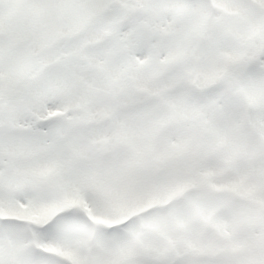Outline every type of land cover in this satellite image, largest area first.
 I'll use <instances>...</instances> for the list:
<instances>
[{"label":"snow or ice","instance_id":"obj_1","mask_svg":"<svg viewBox=\"0 0 264 264\" xmlns=\"http://www.w3.org/2000/svg\"><path fill=\"white\" fill-rule=\"evenodd\" d=\"M0 264H264V0H0Z\"/></svg>","mask_w":264,"mask_h":264}]
</instances>
